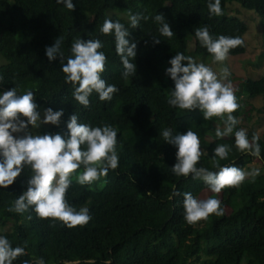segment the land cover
<instances>
[{
  "label": "trees",
  "instance_id": "obj_1",
  "mask_svg": "<svg viewBox=\"0 0 264 264\" xmlns=\"http://www.w3.org/2000/svg\"><path fill=\"white\" fill-rule=\"evenodd\" d=\"M72 2L75 7L70 11L57 0H0V94L14 87L18 94L31 90L37 104L63 110L60 126L52 125L43 135L67 134V122L75 113L80 123L113 126L117 129L119 164L91 185L81 186L75 174L71 177L68 203L77 210L88 208L91 216L86 225L74 228L59 220L41 219L32 209L7 211L27 190L29 168H24L13 185L0 187V235L13 248H25V254L13 264H24L25 260L35 264L40 258L45 264H264V134L256 141L259 157L239 151L235 131L242 129L241 125L238 123L231 135L218 138L215 124L223 122L219 117L205 120L199 109L170 106L168 99L175 84L166 74L171 67L169 60L177 52L192 56L197 63L205 64L212 57L196 38V28L208 26L214 39L239 36L243 45L230 49L228 55L243 54L247 25L227 13L226 3L236 2L264 19V0H221L220 16L209 13V0ZM129 11L149 19H141L139 27L133 29ZM157 14H163L170 25L174 32L171 38L160 35L161 25L154 19ZM105 19L119 20L129 31L127 38L137 44L135 60L130 58L137 72L127 80L121 75L124 69L115 51L114 35L99 31ZM59 37L64 62L75 39L102 42L99 51L107 57L102 79L119 89L110 101H100L96 93L89 97L88 107L75 101L73 88L61 71V58L50 61L46 55V47ZM156 38L159 44L154 43ZM240 87L235 94L238 108L232 115L247 120L254 109L249 100L264 96V76L247 78ZM165 129H171L173 135L188 130L197 133L204 146L197 167L216 172L215 159L221 167L242 170L250 158H257L261 172L213 193L191 174L173 173L177 149L160 135ZM246 133L252 143L255 132ZM220 144L231 149L226 159L214 154ZM177 191L181 195H174ZM202 191L220 201L223 215L210 214L189 224L184 219L183 193L198 199ZM10 223L9 230H4Z\"/></svg>",
  "mask_w": 264,
  "mask_h": 264
},
{
  "label": "clouds",
  "instance_id": "obj_2",
  "mask_svg": "<svg viewBox=\"0 0 264 264\" xmlns=\"http://www.w3.org/2000/svg\"><path fill=\"white\" fill-rule=\"evenodd\" d=\"M57 3L63 4L70 11L75 7L72 0H57ZM207 7L213 16L223 14L221 0H209ZM141 19L148 20L149 17L133 15L129 11L133 29L139 27ZM154 19L161 25L158 29L161 36L171 38L174 35L163 14H157ZM99 31L104 35H114L115 51L121 57L124 69L122 78L127 80L135 76L137 67L130 62V58L135 60L137 44L127 38L128 29L119 20L114 22L105 19ZM195 36L216 62L225 61L230 49L244 43L239 36L220 35L214 39L208 26L196 28ZM154 43L159 44L160 39H154ZM61 44L62 37H59L52 46L46 47V55L50 61L56 60L58 56L61 58V71L65 82L73 88L72 96L75 101L88 107L89 97L93 93L98 94L100 101H110L119 89L102 79L101 74L105 71L107 60L105 53L99 51L103 48L102 42L99 39H75L66 62ZM169 63L171 67L166 69V74L174 81L175 87L170 93L168 104L189 111L199 109L205 120L219 117L223 120L224 128L221 130L217 127L216 136L223 138L231 135L239 120L232 115L238 104L231 82H222V79L230 75L229 69L225 67L222 78L218 79L210 67L197 63L192 56H186L182 52H177ZM2 79L0 77V81ZM38 107L31 90L18 94L14 87L0 94V187L8 188L13 185L24 168L31 170L26 182L27 190L7 211L24 213L32 209L39 218L59 220L69 228L86 225L91 219L88 208L77 210L66 199L72 183L71 177L75 174L76 183L81 186L91 185L107 176L110 169L118 167L117 129L111 125L92 127L80 123L75 113L67 122V134H33L29 125L33 129H39L41 125L59 127L64 115L63 110L53 111L49 107L44 110L41 119ZM160 135L177 149L173 173L184 177L191 174L192 179L202 180L213 193H219L227 186L239 185L248 175L235 166L221 167L215 159L213 166L219 169L216 172L197 167L202 153L198 135L192 130L173 135L171 129H165ZM258 139L259 136L253 134L250 143L244 129L235 131L237 149L254 157L260 156V147L256 143ZM230 151L228 145L220 144L214 149V154L220 159H226ZM81 168L83 170L77 173ZM257 174L258 170L251 173ZM174 195L179 196L181 193L177 191ZM183 197L184 219L189 224L207 218L210 214L223 215L220 201L215 198L197 199L188 192L183 193ZM24 254V247L13 248L10 241L0 235V264H13ZM24 264H29V261L25 260ZM35 264H45V261L40 258Z\"/></svg>",
  "mask_w": 264,
  "mask_h": 264
},
{
  "label": "rangeland",
  "instance_id": "obj_3",
  "mask_svg": "<svg viewBox=\"0 0 264 264\" xmlns=\"http://www.w3.org/2000/svg\"><path fill=\"white\" fill-rule=\"evenodd\" d=\"M226 11L229 15L235 16L246 23L247 30L244 34V39L247 44L246 51L241 55H228L227 59L223 62H216L213 60V57H208L205 61V65L210 67L212 71L217 74L218 79L222 78V70L227 67L230 75L226 79H222V82H231L235 95L240 90L242 82L247 78L258 79L264 76V19L260 18L256 12L247 10L236 2H227ZM263 100V95L249 100V104L254 106L253 111L250 113V119L244 120L241 116H238L241 128L245 131L253 130L258 136L264 134ZM38 106L41 119H43V113L46 108L40 104H38ZM51 126L52 125H41L39 129H33L32 126L29 125V130L33 131V134L43 135V131ZM215 126L220 127V129L224 128L223 122H216ZM205 138L207 140H212L211 136ZM200 149L204 150V146L201 142ZM261 167V162L257 158H250L242 171L248 174L245 178L252 177L256 175H251V173H253L254 170H258L259 174L261 172ZM209 196V192L202 191L198 199H208ZM226 211L228 212L229 209L226 208ZM10 225L11 223L6 225L4 230H9Z\"/></svg>",
  "mask_w": 264,
  "mask_h": 264
}]
</instances>
